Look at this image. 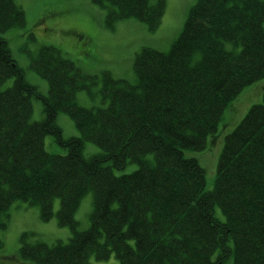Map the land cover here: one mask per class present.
I'll return each instance as SVG.
<instances>
[{
	"label": "trees",
	"instance_id": "16d2710c",
	"mask_svg": "<svg viewBox=\"0 0 264 264\" xmlns=\"http://www.w3.org/2000/svg\"><path fill=\"white\" fill-rule=\"evenodd\" d=\"M92 1L108 8V24L136 18L149 30L165 9V0ZM24 22L15 0H0V35ZM30 67L47 81V95L25 80L0 36V229L14 201L37 205L47 221L58 197V224L72 234L51 245L23 234L17 253L0 256V264H90L91 255L103 260L111 252L120 264H224L230 256V264H264V91L225 136L210 191L204 169L185 155L203 150L227 103L264 76V0H196L167 51L136 53V84L103 73L106 106L76 102L94 81L56 47L40 48ZM32 98L42 101L39 121L31 119ZM59 112L78 136L62 138ZM49 134L65 154L45 150ZM85 142L101 151L85 157ZM128 161L138 167L115 175ZM87 191L93 209L89 226L78 230L73 215Z\"/></svg>",
	"mask_w": 264,
	"mask_h": 264
},
{
	"label": "rangeland",
	"instance_id": "374dc122",
	"mask_svg": "<svg viewBox=\"0 0 264 264\" xmlns=\"http://www.w3.org/2000/svg\"><path fill=\"white\" fill-rule=\"evenodd\" d=\"M196 0H165V11L158 27L149 30L147 25L136 19L127 18L108 24V8L92 3L91 0H15L23 10L25 22L21 26L11 27L1 32L16 65L23 71L24 78L37 87L42 95H47V81L31 67L30 61L44 46L56 47L61 55L71 60L81 75L92 78L90 90L80 89L76 93V102L84 107L106 106L100 93V77L104 72L113 78L136 84L133 61L136 53L143 47L160 52L169 49L171 43L181 32L187 13ZM225 43V47H230ZM13 78H8L4 86H9ZM264 77L246 85L239 94L227 103L215 133L206 138L207 146L200 151L185 150V155L197 159L204 169L203 189L213 188L217 161L222 150L225 136L240 122L247 110L262 101ZM33 121L43 119L42 101L32 98ZM56 124L61 129L63 139L75 137L79 132L74 121L65 112L56 116ZM45 150L54 154H65L67 149L60 146L52 134L44 138ZM101 150L92 143L85 142L83 155L91 157ZM145 159L152 161L153 154ZM138 167L136 162L128 161L122 168L114 169L115 175L128 174ZM60 199L53 200V216L43 221L39 207L23 200H16L7 208L2 219L6 225L0 229V256L16 254L21 244V236L26 234L29 243L67 242L72 232L68 226L58 224L56 213ZM93 209V192L87 191L81 198L74 213L77 229L85 230L89 226V215ZM213 215L223 221L224 215L218 206L213 207ZM91 264H120L111 252L107 259L89 258ZM28 261L18 260L17 264ZM231 263V256L224 264Z\"/></svg>",
	"mask_w": 264,
	"mask_h": 264
},
{
	"label": "bare ground",
	"instance_id": "6f19581e",
	"mask_svg": "<svg viewBox=\"0 0 264 264\" xmlns=\"http://www.w3.org/2000/svg\"><path fill=\"white\" fill-rule=\"evenodd\" d=\"M163 14H164V12H163ZM163 16V15H162ZM162 18V17H161ZM264 77V76H263ZM253 82H255V81H249L246 85H249V84H251V83H253ZM239 94V92H237L236 94H235V96L233 97V99L237 96ZM232 99V100H233ZM248 111V110H247ZM223 113V112H222ZM222 116V115H221ZM221 119V118H220ZM241 121V120H240ZM237 126V125H236ZM216 130H217V128H216ZM216 130H215V132H216ZM214 132V133H215ZM229 134V133H228ZM225 139V138H224ZM207 146V144L205 145V147ZM204 147V148H205ZM218 162V161H217ZM216 168H217V166H216ZM210 191V190H209ZM11 205V204H10ZM9 205V206H10ZM149 205H150V203H147V207H149ZM220 209V208H219ZM73 217H74V215H73ZM3 220V219H2ZM218 220V219H217ZM4 221V220H3ZM219 222H223V221H220V220H218ZM4 223H5V221H4ZM5 225H6V223H5ZM228 231H229V229H228ZM262 236L264 237V229L262 230ZM244 238V237H243ZM90 258V257H89ZM117 258V257H116ZM107 259V258H106ZM104 260V259H103ZM90 262V261H89ZM90 264H91V262H90Z\"/></svg>",
	"mask_w": 264,
	"mask_h": 264
}]
</instances>
